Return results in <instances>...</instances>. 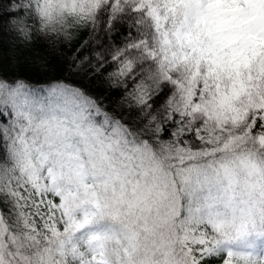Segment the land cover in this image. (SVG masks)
<instances>
[{
  "label": "snow or ice",
  "instance_id": "6c2138e0",
  "mask_svg": "<svg viewBox=\"0 0 264 264\" xmlns=\"http://www.w3.org/2000/svg\"><path fill=\"white\" fill-rule=\"evenodd\" d=\"M0 264H264V0H0Z\"/></svg>",
  "mask_w": 264,
  "mask_h": 264
},
{
  "label": "trees",
  "instance_id": "16d2710c",
  "mask_svg": "<svg viewBox=\"0 0 264 264\" xmlns=\"http://www.w3.org/2000/svg\"><path fill=\"white\" fill-rule=\"evenodd\" d=\"M88 39V34L84 33L81 35L80 39L74 43L69 44L68 48L65 49V56L71 57L75 48ZM25 56L32 57L31 62H24L21 64L18 71H13L9 69L7 63H5V71L9 75H24L27 79L32 82H43L50 78L49 75L45 74L38 63L35 61L43 60L46 58V51L43 45H36L33 47L31 52H26ZM57 58L52 57L51 66L56 65Z\"/></svg>",
  "mask_w": 264,
  "mask_h": 264
}]
</instances>
